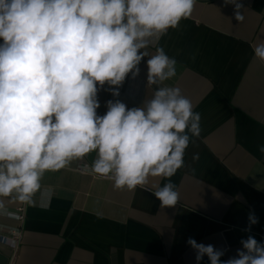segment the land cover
Returning <instances> with one entry per match:
<instances>
[{
    "label": "crops",
    "instance_id": "obj_1",
    "mask_svg": "<svg viewBox=\"0 0 264 264\" xmlns=\"http://www.w3.org/2000/svg\"><path fill=\"white\" fill-rule=\"evenodd\" d=\"M238 2L243 22L224 0H196L188 19L144 50L139 74L126 77L119 96L108 90L116 86H98V115L109 100L140 107L155 89L147 60L158 47L174 57L177 75L162 86L179 87L201 114L184 166L171 178L149 176L134 190L83 172L95 152L46 172L41 190H51V200L42 207L37 193L22 223L13 216L19 200L0 197V264H197L189 238L223 250L221 261L236 257L249 235L264 243V62L253 53L264 42V0ZM168 179L180 199L164 208L154 193ZM250 213L258 222L249 231ZM199 264L210 261L204 256Z\"/></svg>",
    "mask_w": 264,
    "mask_h": 264
},
{
    "label": "clouds",
    "instance_id": "obj_2",
    "mask_svg": "<svg viewBox=\"0 0 264 264\" xmlns=\"http://www.w3.org/2000/svg\"><path fill=\"white\" fill-rule=\"evenodd\" d=\"M234 15L243 22L238 0ZM196 0H0V197L47 207L53 193L41 190L46 172H57L95 152L85 173L134 190L149 176L171 178L184 166L191 137H199L201 114L179 87L162 86L177 75V61L162 47L147 60L153 96L131 109L109 100L97 114L98 86L114 97L150 45L188 19ZM264 62V42L253 47ZM194 142V141H193ZM264 153V145L259 147ZM161 207L180 199L168 179L154 193ZM4 207L0 201V209ZM249 214V228L257 223ZM15 244V241H12ZM197 264H264V243L242 239L237 256L189 238Z\"/></svg>",
    "mask_w": 264,
    "mask_h": 264
},
{
    "label": "built area",
    "instance_id": "obj_3",
    "mask_svg": "<svg viewBox=\"0 0 264 264\" xmlns=\"http://www.w3.org/2000/svg\"><path fill=\"white\" fill-rule=\"evenodd\" d=\"M28 205H29V203H24V202L19 201V204L16 207L15 212L13 213V216L21 223L25 219L26 210H27ZM12 236H13V238L11 239V241H15L14 245H17V243L22 238V231L20 229L14 230V231H12ZM0 240L5 241V237H1V235H0Z\"/></svg>",
    "mask_w": 264,
    "mask_h": 264
}]
</instances>
